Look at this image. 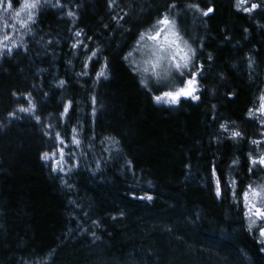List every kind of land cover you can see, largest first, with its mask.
Wrapping results in <instances>:
<instances>
[{"label": "trees", "instance_id": "obj_1", "mask_svg": "<svg viewBox=\"0 0 264 264\" xmlns=\"http://www.w3.org/2000/svg\"><path fill=\"white\" fill-rule=\"evenodd\" d=\"M20 2L13 0L14 9ZM61 3L45 7L31 33L7 28L21 47L0 58V264H264L242 199L248 184L264 183V170L248 171V154L264 152V144L251 143L264 140V128L248 119L264 92V7L245 13L236 0ZM189 4L214 12L204 17ZM165 12L203 64L200 100L174 108L154 102L160 92L141 86L131 64L140 34ZM76 31L87 54L99 48L100 63L107 58V80L95 82V58L92 75H77L87 54L71 47ZM29 92L40 124L22 113L9 118L27 106ZM69 99L73 108L61 120ZM226 121L244 138L228 139L219 127ZM73 128L79 148L71 145ZM56 132L70 145L65 152L75 153L66 174L41 159L56 150ZM213 165L222 187L237 181L235 200L231 188L215 195ZM145 194L153 199L139 198Z\"/></svg>", "mask_w": 264, "mask_h": 264}, {"label": "snow or ice", "instance_id": "obj_2", "mask_svg": "<svg viewBox=\"0 0 264 264\" xmlns=\"http://www.w3.org/2000/svg\"><path fill=\"white\" fill-rule=\"evenodd\" d=\"M248 5V6H245ZM63 8L64 4L61 0H56L55 4L51 3V0H21L19 8L14 9L13 0H0V24H3L5 28H10L13 32L17 30L16 25L19 24L22 29L27 33H31L32 25L37 23L38 17L41 11L45 7ZM188 8L199 12L202 16L207 17L214 12L213 7H208L207 10H203L197 4H189ZM264 7L261 3L250 2V0H236L235 8L237 11H243L245 13H252L258 8ZM170 10L177 8L176 4L169 6ZM69 17H73L74 13L69 10L67 12ZM14 21V23H9ZM247 31V30H246ZM82 31H76L74 36L75 42L71 45L73 49L83 48L85 53L89 52L88 45L84 40L80 39L83 36ZM184 33L181 32L178 27L176 17L171 16L170 12H165L160 18L156 20L154 25L140 34L135 51L141 52L148 57L145 63L151 65V77L155 78L154 87H150L146 80L141 79V86L145 87L148 91H158L159 95H153L155 102H164L169 105H179L182 100L199 101V93L202 91L200 86V80L203 78V64H198L199 59L198 51L192 46V44L184 38ZM144 41L151 42L150 44L141 43ZM51 43V41H49ZM21 47V40L15 39L12 35H9L7 31L4 32L2 38H0V58L5 55H12L14 48ZM202 48V45H201ZM100 49L96 48L91 50L90 54L86 55L85 62L81 73H77L78 76L92 75L91 65L95 58V63L100 64L98 69L94 70L95 82L99 83L102 79H108V62L107 58H104V62L100 63L99 57ZM133 56L130 52L125 60H128ZM208 59H212L209 54ZM70 63V62H69ZM132 67L137 69L139 63L133 59ZM148 68H144L143 72L148 73ZM66 81L60 80L57 87H64ZM175 85V86H173ZM168 90H163L164 88ZM17 96L16 93H13ZM27 100V106L20 105L10 112L9 118H23L18 117V113H22L26 116H30L35 119L37 124L41 123V117L37 114V105L34 102L32 93L29 92L24 97ZM92 104L95 106L97 103L96 97L92 96ZM258 106L250 108L248 110V119L255 120L259 123L261 128H264V92H261L258 96ZM73 108V101L67 100L63 105V111L60 113V119L64 120L68 117L70 110ZM96 114V109L93 107V116ZM234 123V122H232ZM47 128L54 127L49 123ZM220 130L223 133L228 134V139L238 140L243 139L244 134L238 127H230L229 122L220 124ZM71 145L79 148L82 141L79 139V133L76 128L72 129ZM46 136L50 135L45 131ZM261 136H264V132H261ZM94 139V137H93ZM106 141L113 144H118L119 141L114 137H106ZM56 150L49 153L42 154L41 159L45 162L51 161V167L53 172L65 173V166L69 164V158L73 157L75 153L65 152V148L70 147L66 142V139L61 136L60 132L55 133ZM104 141H102L103 143ZM253 145L259 146L264 144V140H252ZM249 173L257 168L264 170V152L259 155H253L251 152L248 154ZM236 163V161H233ZM131 166V162H128ZM73 167L79 166V161H75ZM66 174V173H65ZM211 177L214 180L215 195L217 198H221L225 189L231 188L233 199H236V190L234 185L237 183L235 180L225 181L222 187L221 176L217 174L216 166L213 165ZM133 198H136L135 196ZM140 199H146L151 201L152 195L145 194L139 197ZM243 205L245 208V218L248 220V230L258 231L259 240L261 245H264V183L255 184L250 183L242 193ZM94 224H98V221H94ZM95 236V233H93ZM264 251V247L261 248Z\"/></svg>", "mask_w": 264, "mask_h": 264}, {"label": "rangeland", "instance_id": "obj_3", "mask_svg": "<svg viewBox=\"0 0 264 264\" xmlns=\"http://www.w3.org/2000/svg\"><path fill=\"white\" fill-rule=\"evenodd\" d=\"M254 1H255V0H250V2H254ZM258 2H260V3H264V0H258ZM245 6H248V5H245ZM18 8H19V7H18ZM9 23H14V21H9ZM16 28H17V30H16L15 32H19V31L22 30V28L20 27L19 24L16 25ZM0 30L3 31V33H4L5 31H7V28H5L3 25H0ZM12 32H13V31H12ZM141 43H142V44H143V43L150 44L151 42H149V41H144V42H141ZM133 59L139 63V67H138L136 70L139 71V73H140L141 76L144 78V80L147 78V81L151 82V83H149V84H150V85H151V84L154 85L155 78H154V77L150 78V77H151V72H152L151 65L148 64V63H145V60H147L148 57H147L146 55L142 54L141 52L135 51V52H134V56H133L132 59H131V64H132V62H133ZM144 68H148V70H149L148 73H144V72H143V69H144ZM165 90H168V89L165 87ZM154 102H155V100H154ZM155 103H156L158 106L168 107V108H174V107L177 106V105H169V104H166V103H164L163 101L160 102V103H157V102H155Z\"/></svg>", "mask_w": 264, "mask_h": 264}, {"label": "flooded vegetation", "instance_id": "obj_4", "mask_svg": "<svg viewBox=\"0 0 264 264\" xmlns=\"http://www.w3.org/2000/svg\"><path fill=\"white\" fill-rule=\"evenodd\" d=\"M255 1H258V0H255ZM255 1H254V2H255ZM256 3H258V2H256Z\"/></svg>", "mask_w": 264, "mask_h": 264}]
</instances>
